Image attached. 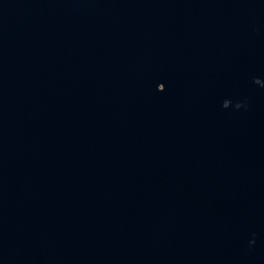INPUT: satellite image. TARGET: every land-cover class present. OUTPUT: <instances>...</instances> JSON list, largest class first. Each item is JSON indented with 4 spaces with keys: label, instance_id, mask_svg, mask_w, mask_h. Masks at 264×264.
Segmentation results:
<instances>
[{
    "label": "water",
    "instance_id": "95a60500",
    "mask_svg": "<svg viewBox=\"0 0 264 264\" xmlns=\"http://www.w3.org/2000/svg\"><path fill=\"white\" fill-rule=\"evenodd\" d=\"M0 264H264V0H0Z\"/></svg>",
    "mask_w": 264,
    "mask_h": 264
},
{
    "label": "snow or ice",
    "instance_id": "6c2138e0",
    "mask_svg": "<svg viewBox=\"0 0 264 264\" xmlns=\"http://www.w3.org/2000/svg\"><path fill=\"white\" fill-rule=\"evenodd\" d=\"M159 85L162 86V91L161 92H163L165 90V84L164 83H160Z\"/></svg>",
    "mask_w": 264,
    "mask_h": 264
}]
</instances>
